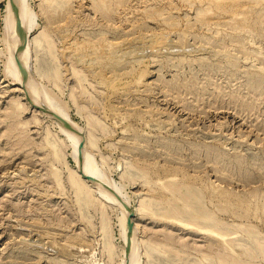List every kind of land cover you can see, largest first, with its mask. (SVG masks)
I'll return each instance as SVG.
<instances>
[{
    "label": "rangeland",
    "instance_id": "374dc122",
    "mask_svg": "<svg viewBox=\"0 0 264 264\" xmlns=\"http://www.w3.org/2000/svg\"><path fill=\"white\" fill-rule=\"evenodd\" d=\"M28 3L29 70L134 211L140 264H264V0ZM5 7L0 264H127L124 204L77 187L70 139L7 72Z\"/></svg>",
    "mask_w": 264,
    "mask_h": 264
},
{
    "label": "bare ground",
    "instance_id": "6f19581e",
    "mask_svg": "<svg viewBox=\"0 0 264 264\" xmlns=\"http://www.w3.org/2000/svg\"><path fill=\"white\" fill-rule=\"evenodd\" d=\"M14 6L18 14L17 17L19 19V22L17 21L13 12ZM35 16L36 13H34L32 8L29 6L28 0H14V3H12L11 0H6L5 13L3 15L4 29H5V33L8 34L13 39V46L15 47V51H16L15 56H11L8 59L6 65L7 72L14 74V77L16 78L17 82L20 80L22 85L25 86V88L27 89L25 90L28 92V94L34 96L37 104L39 103V105H43V107H46L47 109L50 110L44 112L50 117H52L56 122H58V124H60L61 129L66 133L67 137L70 139L73 148L72 152L78 161L77 165L81 167L83 172L94 176L102 184H105L109 187H114L118 191H120L121 190L120 187H118L110 179L104 176L102 170L98 167V165H96V162L91 152L88 151V149L86 150V146L83 145L82 153L81 155H79L78 145L80 142V138L78 137V134L74 131V130H78L77 124L73 119L70 118V116L67 114L64 108L53 99L52 95L42 90L41 86H39L40 83L37 84L35 82L32 76L33 73L29 70L30 67L28 66L29 62L27 58H28V53L30 52V36L28 35V32L36 23ZM20 26L22 27L21 36H19L18 34V27ZM24 31L26 33L24 37L26 36V38L22 37ZM54 112L62 115L64 119H66L69 125H64L65 123L60 119H58V117L55 115ZM7 114L9 116L11 115L10 112ZM73 171L71 172L70 175L71 180L77 185L78 188L83 189L85 187L84 181H86L87 179L81 176L77 168ZM99 192L102 196H104V198L108 199L111 202H116L115 204L117 205L120 204V206L122 205L123 207V203L116 197V195L107 192L105 188L104 191L99 190ZM126 221H127V215L126 212H124V218H122V227H123L122 233L123 236L125 237L124 240L126 239ZM135 234H136V226L134 225V231H133V236L131 238L130 246L128 245L129 258L127 264H140L139 261L140 258H138V252H139L138 245L137 242L135 243L136 240L134 241Z\"/></svg>",
    "mask_w": 264,
    "mask_h": 264
},
{
    "label": "water",
    "instance_id": "95a60500",
    "mask_svg": "<svg viewBox=\"0 0 264 264\" xmlns=\"http://www.w3.org/2000/svg\"><path fill=\"white\" fill-rule=\"evenodd\" d=\"M11 1H12V3H14V0H11ZM13 12H14V15H15L17 21L19 22V19L17 17L18 14H17V11L15 9V6L13 7ZM18 34H19V36H21V34H22V27L21 26L18 27ZM41 109L43 111H50L46 107H41ZM55 115L58 117V119L63 121L66 125H69L68 122L66 121V119H64V117L62 115H60L59 113H55ZM82 150H83V142H80L79 143V155H81ZM77 169H78V172L81 174V176L86 178L87 181L89 183H91L95 189L104 191V188H105V190L107 192L116 195V197L124 204L125 212H126V215H127V221H126V243L129 242V240L133 236L134 225H135V219H134V215L135 214H134L133 210H131L128 206L125 205L124 197H123L122 193L120 191H118L114 187H106L100 181H98L94 176L83 172V170L81 169V167L79 165H77Z\"/></svg>",
    "mask_w": 264,
    "mask_h": 264
}]
</instances>
